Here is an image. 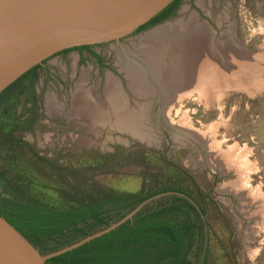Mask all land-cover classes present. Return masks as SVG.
<instances>
[{"label": "rangeland", "instance_id": "rangeland-1", "mask_svg": "<svg viewBox=\"0 0 264 264\" xmlns=\"http://www.w3.org/2000/svg\"><path fill=\"white\" fill-rule=\"evenodd\" d=\"M165 26L174 36L145 39ZM189 44L219 72L181 78L171 53ZM93 48L100 73L93 54L71 49L0 99V192L67 209L79 196L183 191L207 209V264H264V0H184L170 20ZM84 71L104 107L110 74L119 82L125 144L114 131L102 149L91 115H73Z\"/></svg>", "mask_w": 264, "mask_h": 264}, {"label": "trees", "instance_id": "trees-1", "mask_svg": "<svg viewBox=\"0 0 264 264\" xmlns=\"http://www.w3.org/2000/svg\"><path fill=\"white\" fill-rule=\"evenodd\" d=\"M180 1L173 0L151 22L138 29L151 25L171 7L175 10ZM39 67L23 74L0 93V98L9 95L23 78L35 77ZM167 192L175 195L168 194L165 200L153 206L147 204L116 229L52 257L46 264H193L188 256L197 238L204 240L207 209L204 203L196 202L183 191L163 190L150 194L123 191L95 200L79 196L77 205L67 209L50 207L25 194L6 198L0 192V214L47 254L108 227L145 200Z\"/></svg>", "mask_w": 264, "mask_h": 264}, {"label": "water", "instance_id": "water-1", "mask_svg": "<svg viewBox=\"0 0 264 264\" xmlns=\"http://www.w3.org/2000/svg\"><path fill=\"white\" fill-rule=\"evenodd\" d=\"M172 1L0 0V93L33 67L48 62L59 51L120 41L149 22ZM46 59L49 60L44 62ZM168 194L175 195L173 192L155 195L108 227L47 254L0 214V264H46L50 258L116 229L144 206H153L165 200ZM204 231V240L197 238L190 256L195 264L206 261L207 222Z\"/></svg>", "mask_w": 264, "mask_h": 264}, {"label": "crops", "instance_id": "crops-1", "mask_svg": "<svg viewBox=\"0 0 264 264\" xmlns=\"http://www.w3.org/2000/svg\"><path fill=\"white\" fill-rule=\"evenodd\" d=\"M87 53L93 54V56L97 55L94 49L88 48L85 50L83 48L79 49V53H77L76 56L77 58H82L85 57ZM84 73L85 71L79 76L80 81H78V88L76 90V94L73 96V100L75 102L73 115L78 116L82 113L91 115V119L88 122L90 125L89 130L91 131L92 135L97 136L100 139L104 136V139L98 141L100 144L99 146L102 149H105L104 147H111L114 142V131H116L118 135L121 134L120 136H117L116 139L122 144H125V133L130 135V133L133 131L131 130V122L127 114L128 112L130 113V111L129 109H125V100L127 98L124 96L123 92H121L119 82L113 80L114 76H112L113 74H110L112 82H110L107 93L109 106L104 107L97 101L100 99H98L96 95V90L94 88L88 87L86 81L87 76ZM90 100L94 101L90 102ZM54 110V107H51V111L53 112ZM54 113L56 112L54 111ZM79 139L82 140L80 137Z\"/></svg>", "mask_w": 264, "mask_h": 264}, {"label": "bare ground", "instance_id": "bare-ground-1", "mask_svg": "<svg viewBox=\"0 0 264 264\" xmlns=\"http://www.w3.org/2000/svg\"><path fill=\"white\" fill-rule=\"evenodd\" d=\"M191 20H193V19H191ZM190 20V21H191ZM199 22H197V24H198ZM193 24H195V22H194V20H193V22L191 21L190 22V26L189 27H192L193 28ZM199 25V24H198ZM166 28H168V30H169V28H171V27H169V26H165V27H162V28H157V29H155V30H153V31H151V32H148L146 35H145V39H148V40H154V39H164L165 37L163 36V34L162 33H165L166 35L168 34L169 36L172 34L173 35V33L171 32V31H167V29ZM162 31V32H161ZM190 32V31H189ZM164 34V35H165ZM165 35V36H166ZM171 35V36H172ZM174 36V35H173ZM189 37H191V33H190V35H189ZM172 38V37H171ZM197 38V37H196ZM158 41V40H157ZM162 42V41H161ZM158 43H160V42H158ZM162 45V44H161ZM190 45V44H189ZM189 45H186V47H185V49H184V51H182V52H178L177 54H172L171 53V56H172V58H176V68L178 69L177 70V72L176 71H174V72H176V73H180L181 72V78H183L184 79V77L182 76V73H184V75L186 74L187 75V78H189V80L190 79H196L197 77H198V75L199 74H201V73H210V74H214L215 75V73H218L219 72V67L218 66H216L214 63H212L211 64V60L209 59L210 58V55H208V56H206V54H208V52L205 54L204 52H203V50L202 49H199V48H194L193 46H191L190 45V47L191 48H189L188 46ZM164 46V45H163ZM158 47V46H157ZM167 48V47H166ZM165 49V48H164ZM206 49V48H205ZM163 50V49H162ZM200 50V51H199ZM165 51V50H164ZM169 51V54H170V50H168ZM209 51V50H208ZM165 53V52H164ZM167 54V53H166ZM211 54V56H213L212 55V53H210ZM237 56V55H236ZM186 58H188L189 59V63L187 64V65H184L183 63L181 64V61H184V59H186ZM247 59V58H246ZM246 59H245V63H246ZM209 62V63H208ZM213 62V61H212ZM248 62V61H247ZM173 63V62H172ZM241 63V62H240ZM243 64V63H242ZM249 64H251V63H249ZM210 65V67L211 66H214V68H213V70H210L209 69V67H207V66H209ZM205 66V67H204ZM223 66V65H222ZM221 66V67H222ZM135 68V67H134ZM140 68V67H139ZM224 67H222V69H223ZM140 69H142V68H140ZM183 69H185L184 71H183ZM225 69V68H224ZM136 70V69H135ZM145 70V69H144ZM136 71H138V70H136ZM145 72H147V71H145ZM178 74H176L177 76L176 77H178L179 79H181L179 76H178ZM185 75V76H186ZM205 75V74H204ZM216 77V76H215ZM175 77H173V79H174ZM178 78H176V79H178ZM201 78V77H200ZM202 78H203V76H202ZM201 78V79H202ZM182 80V79H181ZM180 80H178L177 82H179ZM205 81V80H204ZM175 82V81H174ZM177 85V84H176Z\"/></svg>", "mask_w": 264, "mask_h": 264}, {"label": "flooded vegetation", "instance_id": "flooded-vegetation-1", "mask_svg": "<svg viewBox=\"0 0 264 264\" xmlns=\"http://www.w3.org/2000/svg\"><path fill=\"white\" fill-rule=\"evenodd\" d=\"M184 0H181L180 1V3H179V5L176 7V9L175 10H173V7H171L165 14H164V16L163 17H160V18H157V19H155V21H153L152 23H151V25H149V26H147V27H145V28H143V29H137L135 32H140V31H146V30H149L150 28H153V27H155V26H157V25H160V24H162V23H164V22H166V21H168V20H170L172 17H174L179 11H180V7H181V5H182V2H183ZM194 4H196L197 5V3H194ZM153 19H151L149 22H151ZM149 22H147L146 24H148ZM103 43H101V45H102ZM98 45H100V44H98ZM92 46H94V45H92ZM91 46V47H92ZM87 49V48H86ZM94 50H95V52H96V54L97 55H94L95 56V58H96V65H97V71L100 73L101 71H102V69H104V58H103V55H102V53L100 52V50L99 49H96V48H93ZM68 51V50H67ZM69 52V51H68ZM58 54H65V50H62V51H59V52H57L55 55H58ZM49 59H46L44 62H46V61H48ZM44 67H46L45 66V63L43 64V65H40V67L39 68H37V70L36 71H38V70H42V69H44ZM101 76V75H100ZM191 254H192V252L189 254V256H188V259L190 260V262L191 263H193V264H195L193 261H192V259L190 258V256H191ZM204 262H205V260L202 262V263H200V264H204Z\"/></svg>", "mask_w": 264, "mask_h": 264}]
</instances>
